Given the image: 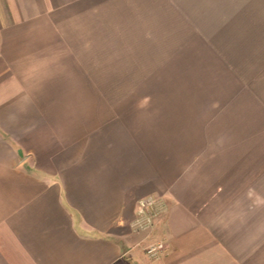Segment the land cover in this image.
<instances>
[{
    "label": "crops",
    "instance_id": "crops-1",
    "mask_svg": "<svg viewBox=\"0 0 264 264\" xmlns=\"http://www.w3.org/2000/svg\"><path fill=\"white\" fill-rule=\"evenodd\" d=\"M0 264H264V0H0Z\"/></svg>",
    "mask_w": 264,
    "mask_h": 264
},
{
    "label": "built area",
    "instance_id": "built-area-1",
    "mask_svg": "<svg viewBox=\"0 0 264 264\" xmlns=\"http://www.w3.org/2000/svg\"><path fill=\"white\" fill-rule=\"evenodd\" d=\"M155 202L152 200L141 201L139 204L138 219L136 222V228L143 229L152 226L153 219L156 217ZM162 250V246H151L147 250V254L153 258L156 257L159 251Z\"/></svg>",
    "mask_w": 264,
    "mask_h": 264
},
{
    "label": "rangeland",
    "instance_id": "rangeland-1",
    "mask_svg": "<svg viewBox=\"0 0 264 264\" xmlns=\"http://www.w3.org/2000/svg\"><path fill=\"white\" fill-rule=\"evenodd\" d=\"M145 230H147V229H143L142 231H145Z\"/></svg>",
    "mask_w": 264,
    "mask_h": 264
}]
</instances>
